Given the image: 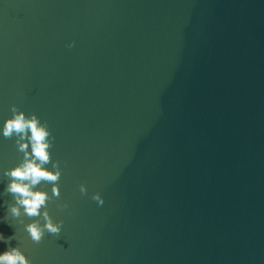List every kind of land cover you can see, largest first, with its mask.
<instances>
[{"label": "water", "instance_id": "95a60500", "mask_svg": "<svg viewBox=\"0 0 264 264\" xmlns=\"http://www.w3.org/2000/svg\"><path fill=\"white\" fill-rule=\"evenodd\" d=\"M12 105L62 169L40 243L6 215ZM0 233L33 264H264V0H0Z\"/></svg>", "mask_w": 264, "mask_h": 264}, {"label": "clouds", "instance_id": "9594fccd", "mask_svg": "<svg viewBox=\"0 0 264 264\" xmlns=\"http://www.w3.org/2000/svg\"><path fill=\"white\" fill-rule=\"evenodd\" d=\"M73 45L74 42L69 47ZM11 112L13 115L6 120L2 135L7 139L16 137L15 143L18 151L23 153V159L17 166L6 169L3 173L10 180L4 193L11 194L15 201L10 204L5 202L6 215L17 219L20 223H24L25 216L39 217L40 219H33L26 224V231L34 243H40L46 232L59 235L64 224L63 220L58 222L54 220L47 208L50 198H59L61 195L58 181L61 178L62 169L58 160L53 161L50 152L55 137L51 136L47 123H41L35 113L26 115L24 111L18 109L17 105H12ZM49 164L52 165L51 168L45 167ZM41 182L53 185L51 197L47 191L36 187ZM80 191L86 194L87 186L81 184ZM92 199L100 205L104 204V198L99 192L95 193ZM62 207H67V204ZM41 220L44 221L43 224ZM12 239L13 236L5 237L3 233H0V241L10 244ZM0 264H33V262L17 244L0 254Z\"/></svg>", "mask_w": 264, "mask_h": 264}]
</instances>
